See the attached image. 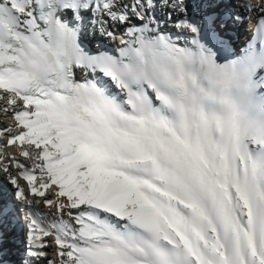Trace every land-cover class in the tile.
Masks as SVG:
<instances>
[{"label": "snow or ice", "instance_id": "6c2138e0", "mask_svg": "<svg viewBox=\"0 0 264 264\" xmlns=\"http://www.w3.org/2000/svg\"><path fill=\"white\" fill-rule=\"evenodd\" d=\"M165 6L180 35L154 0H0V171L27 210L29 256L264 264V0H236L229 19L254 22L239 53L226 22ZM86 27L117 47L89 50Z\"/></svg>", "mask_w": 264, "mask_h": 264}, {"label": "bare ground", "instance_id": "6f19581e", "mask_svg": "<svg viewBox=\"0 0 264 264\" xmlns=\"http://www.w3.org/2000/svg\"><path fill=\"white\" fill-rule=\"evenodd\" d=\"M130 1L131 0H122V2L126 4H130ZM154 2L156 4V12L160 15L158 20L163 22L162 27L170 33L180 35L181 29L174 27V24L177 22L178 18L182 17V14L173 10V8L170 6H165V0H154ZM168 2L170 4L171 0H168ZM232 2V0H191L193 10L191 12L188 6L187 9L189 15L194 14L197 17L214 15L217 17L216 23L219 25L221 22H226L222 18L223 14L230 17L234 16L238 12H242V10L237 9L235 5L232 7ZM185 3L187 5V0H185ZM201 4L203 5L201 6ZM232 21L233 25L229 24L227 27L226 23H224L222 28H217L216 30L219 32L220 38L224 41V44L227 45L228 52L239 53L247 46V43L252 36V27L254 22L247 20L250 22V29L249 32H247L243 28L245 20ZM135 22L136 21L133 20V23ZM112 27L115 29L117 36H119L124 30L118 25H113ZM232 27H235L236 31L232 29ZM82 40L86 48L93 52H95L98 48L100 50L115 49L118 45V40L114 41L98 32L94 33L91 27H86L82 34ZM224 54L227 55V53ZM79 75L80 73L77 71V77H79ZM0 120H2L4 124H8L11 122V117L0 114ZM4 139L6 141L7 137ZM7 152L19 156L16 147H7ZM19 159L22 162L25 160V158L22 156H20ZM6 162L10 166L12 175H18V170L15 164L11 162V159L7 160ZM27 165L30 166L31 161H27ZM20 184L24 186L27 184V181L21 178ZM15 190V186L10 183L8 177L2 171H0V203H6L9 207H15L18 209V211L10 212L7 216L0 217V241L4 240L6 245H8V251L1 255L2 258L0 257V261L5 260V264H38V258L36 259V257H31L28 255V245L26 241L27 220L25 219V213L27 210L24 208L22 202L15 199ZM31 198L34 201L42 199L36 196H32ZM39 209H42L44 213H48L50 211L43 203L39 205ZM64 216L67 218L66 215ZM22 228L24 229L25 240H23L21 237ZM51 251V253H48L46 257L47 259H52L55 256L54 251L52 249ZM42 259L44 260V257L39 258L41 262L43 261Z\"/></svg>", "mask_w": 264, "mask_h": 264}, {"label": "rangeland", "instance_id": "374dc122", "mask_svg": "<svg viewBox=\"0 0 264 264\" xmlns=\"http://www.w3.org/2000/svg\"><path fill=\"white\" fill-rule=\"evenodd\" d=\"M233 2H232V7L235 5V7H236V0H232ZM203 4H201V6H202ZM187 6L189 7V9H190V11L192 12V10H193V5H192V3H191V0H187ZM154 12H155V16L156 17H158V18H160V15L156 12V9H154ZM191 15V14H190ZM222 18L224 19V21H226V25H227V27L229 26V24L230 25H233V21L231 20V19H229V17L228 16H226V15H224L223 14V16H222ZM235 26H236V24H235ZM249 26V27H248ZM247 32H249V29H250V22H248L247 20H245V24H244V27H243ZM232 29H234L235 31H236V28L235 27H232ZM64 215H66L67 216V212H65L64 213ZM21 237H22V239L23 240H25V238H24V229L22 228V230H21ZM44 239H48L49 241L51 240V238L50 237H47V238H44ZM8 251V245H6V243L4 242V240H1L0 241V257H1V255H3L4 254V252H7ZM11 251V250H10ZM45 251L47 252V253H51L52 251H51V248H47V249H45ZM9 253V252H8ZM10 255V254H9ZM28 256V255H27ZM2 258V257H1ZM37 259V258H36ZM43 260V259H42ZM47 260H49V259H47V258H44V260L41 262V260H39V258H38V261H39V263L38 264H47ZM0 264H5V260L4 261H0Z\"/></svg>", "mask_w": 264, "mask_h": 264}]
</instances>
